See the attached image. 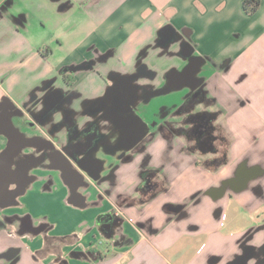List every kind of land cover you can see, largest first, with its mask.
<instances>
[{"label":"crops","instance_id":"1","mask_svg":"<svg viewBox=\"0 0 264 264\" xmlns=\"http://www.w3.org/2000/svg\"><path fill=\"white\" fill-rule=\"evenodd\" d=\"M244 1L0 0V104L53 144L30 146L35 180L0 211V264H264V0L250 15ZM129 78L139 121L109 136V95ZM52 89L69 102L38 120ZM90 158L105 160L98 181Z\"/></svg>","mask_w":264,"mask_h":264},{"label":"flooded vegetation","instance_id":"2","mask_svg":"<svg viewBox=\"0 0 264 264\" xmlns=\"http://www.w3.org/2000/svg\"><path fill=\"white\" fill-rule=\"evenodd\" d=\"M112 90L113 104L111 109L108 111L114 113L123 109V104L120 103L121 97L126 100H131V96L124 92L122 86L118 85V90ZM202 91L194 92V97L200 96ZM120 95V96H118ZM50 97V102L48 98ZM43 101L42 108L39 111H33L31 114L38 120H43L44 116H48L51 112L56 111L59 107L64 106L69 102V97L63 95L60 91L52 89L49 96ZM123 98V99H124ZM59 100L58 103L53 104L52 102ZM37 103V99H36ZM10 114L12 117L18 118L22 115V112L18 111L10 102H2L0 104V130L5 131V135H0V211L4 212L10 208H16L20 203L23 194L26 191L27 186L35 180L34 171L38 169L41 164L44 154L37 148L30 147L32 145L47 146L51 145L47 142H41L37 139L27 138L23 132V126L28 127L30 121H23L20 117V123L15 124V129H10L1 119L4 116ZM80 117L79 114L73 113V118L76 120ZM212 115L206 116V123H203L202 137L206 146H209L212 150L216 149L215 143L220 138L219 135L215 134V128L212 125ZM14 119V118H13ZM116 123L112 124V127L108 131V135L119 134L122 132V128L129 129V126L125 121L116 119ZM30 127V126H29ZM120 132V133H119ZM66 175L69 177L71 173L70 169L63 166ZM151 175L147 174L145 179H150ZM3 221L12 222L14 219L20 220L22 227H28L32 231H37L41 226L32 227L31 224L27 223L26 216L15 215H3ZM42 225V224H41Z\"/></svg>","mask_w":264,"mask_h":264},{"label":"water","instance_id":"3","mask_svg":"<svg viewBox=\"0 0 264 264\" xmlns=\"http://www.w3.org/2000/svg\"><path fill=\"white\" fill-rule=\"evenodd\" d=\"M160 36L163 37L164 40L169 39L170 36H172L170 29L167 28V27L163 28L161 30V32H160ZM194 59H198V58H194ZM194 74H195V72H194ZM133 79L129 78L125 83L118 84V85L122 86V89H124L123 90L124 92H127L131 96L130 97L131 100H126L124 97H121L122 100H120V103L123 104V109H121L119 111H116L114 113L111 112V114L116 119H119V120H122V121H126L128 119H131V120L132 119H136V120L139 121V118H137L136 116H134V108H135L138 100H140L141 97L138 95L139 88L136 85H134V86L132 85V82H133L132 80ZM118 85L116 87L117 90H118ZM172 89L173 88L163 89V90H160V91H157V92L153 93V95H163V94H167V93L171 92ZM111 94H112V92H111ZM111 94L109 95L110 104L107 107L108 108L107 110L111 109V106H112L113 100H114V97L113 96H117V94H115L113 96ZM118 96H120V95H118ZM58 102H59V100H56V101H54L52 103L53 104H56ZM54 112L55 111H53V112L50 113L49 118H48L49 121L51 120L52 115L54 114ZM144 130H145V128H144ZM144 133L142 134V136L144 135ZM47 143H49L51 145V147L53 148V144L50 141H47ZM98 146L94 148L95 149L94 150L95 152L98 151V149H97ZM108 156H112V155L111 154H108ZM85 163H86L85 164L86 167H88V166L90 167V168L88 167L89 169H87L88 175L94 181H98L99 178H100V173L104 169L105 160H101V159L99 160V159L90 158Z\"/></svg>","mask_w":264,"mask_h":264},{"label":"rangeland","instance_id":"4","mask_svg":"<svg viewBox=\"0 0 264 264\" xmlns=\"http://www.w3.org/2000/svg\"><path fill=\"white\" fill-rule=\"evenodd\" d=\"M187 94H184V96ZM175 96V93H170L167 95H160L156 98H154V102L151 104V109L157 114L160 115L161 108L165 105H168L170 103L171 98ZM176 109V110H175ZM172 110H175L176 112L180 110V108H173Z\"/></svg>","mask_w":264,"mask_h":264},{"label":"trees","instance_id":"5","mask_svg":"<svg viewBox=\"0 0 264 264\" xmlns=\"http://www.w3.org/2000/svg\"><path fill=\"white\" fill-rule=\"evenodd\" d=\"M259 6V0H245L243 2V8L245 13L253 14Z\"/></svg>","mask_w":264,"mask_h":264}]
</instances>
